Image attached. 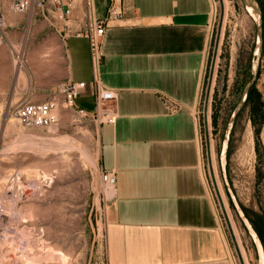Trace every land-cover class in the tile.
Masks as SVG:
<instances>
[{"label":"crops","instance_id":"crops-1","mask_svg":"<svg viewBox=\"0 0 264 264\" xmlns=\"http://www.w3.org/2000/svg\"><path fill=\"white\" fill-rule=\"evenodd\" d=\"M111 5L121 11L93 59L86 33ZM0 108L50 99L85 83L75 105L96 112L97 90L115 94L114 123L99 126L100 164L115 178L107 264H236L200 161L195 115L209 45L212 0H87L43 14L1 2ZM35 25L30 35L27 20ZM28 37L37 45L24 44ZM13 53L25 64L16 68Z\"/></svg>","mask_w":264,"mask_h":264},{"label":"rangeland","instance_id":"rangeland-1","mask_svg":"<svg viewBox=\"0 0 264 264\" xmlns=\"http://www.w3.org/2000/svg\"><path fill=\"white\" fill-rule=\"evenodd\" d=\"M209 45L195 115L200 161L236 264H260L232 205L221 152L227 125L252 79L256 26L242 0H212ZM261 12L264 0H252ZM27 33L35 25L28 18ZM6 30V28H5ZM6 32V31H5ZM28 37L20 46L37 45ZM16 65L20 69L25 64ZM0 108V264H107L106 225L113 185L102 179L99 126L105 121L58 108L50 128H26ZM229 184L264 245V52L235 121L227 156ZM99 181V187H98Z\"/></svg>","mask_w":264,"mask_h":264},{"label":"built area","instance_id":"built-area-1","mask_svg":"<svg viewBox=\"0 0 264 264\" xmlns=\"http://www.w3.org/2000/svg\"><path fill=\"white\" fill-rule=\"evenodd\" d=\"M0 0V39L5 37V18L1 8ZM11 4L12 9L19 14H28L30 17L41 15L47 11L48 5H52L56 10H61L65 5L73 2L87 0H5ZM121 11L114 5L108 9L104 18L95 19L86 35L90 40L93 59L96 64L100 62V43L99 39L106 32V25L110 19L117 18ZM22 63V57H16V65ZM85 87V83H66L50 99L41 102L23 101L14 108V116L19 123L26 128H50L58 123V108H72L83 117L90 116L95 119L103 117L105 121L101 123H114L115 110L111 104L115 100V94L108 90H97L96 112L88 115L87 111L75 105V100L80 91ZM102 179L109 185H114L115 178L109 172H103ZM4 213V205L0 203V215Z\"/></svg>","mask_w":264,"mask_h":264},{"label":"water","instance_id":"water-1","mask_svg":"<svg viewBox=\"0 0 264 264\" xmlns=\"http://www.w3.org/2000/svg\"><path fill=\"white\" fill-rule=\"evenodd\" d=\"M245 8L249 12L250 16L252 17L255 26H256V35H257V40H256V45L255 49L253 52V61H252V66H251V75L252 79L249 82V84L245 87L241 99L235 108L231 119L227 125L226 132H225V137L223 140V147H222V152H221V166H222V173H223V178L225 185L227 187L231 202L233 207L235 208L239 218L241 219L243 225L245 226L247 232L249 233L250 237L252 238L253 244L255 246L257 256L259 259L260 264H264V245L263 242L251 224L250 220L246 216L242 206L238 202L236 195L234 194L229 181L227 177V172H226V166H227V156H228V149H229V143H230V135L232 133L235 121L237 119L238 114L244 107L245 102L248 99L249 93L253 85L255 84L258 72H259V66H260V58L261 55L264 52V30H263V20H262V15L261 12L256 8L252 0H242ZM99 181H98V187H99Z\"/></svg>","mask_w":264,"mask_h":264},{"label":"trees","instance_id":"trees-1","mask_svg":"<svg viewBox=\"0 0 264 264\" xmlns=\"http://www.w3.org/2000/svg\"><path fill=\"white\" fill-rule=\"evenodd\" d=\"M263 30H264V25H263ZM252 89V88H251ZM250 92H251V90H250ZM249 95H250V93H249ZM249 97V96H248Z\"/></svg>","mask_w":264,"mask_h":264}]
</instances>
